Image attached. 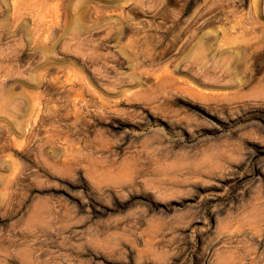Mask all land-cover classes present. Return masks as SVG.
I'll return each mask as SVG.
<instances>
[{
    "label": "rangeland",
    "instance_id": "374dc122",
    "mask_svg": "<svg viewBox=\"0 0 264 264\" xmlns=\"http://www.w3.org/2000/svg\"><path fill=\"white\" fill-rule=\"evenodd\" d=\"M0 264H264V0H0Z\"/></svg>",
    "mask_w": 264,
    "mask_h": 264
}]
</instances>
